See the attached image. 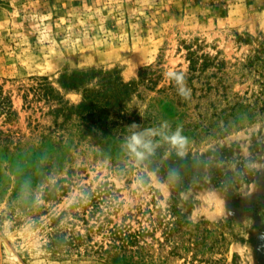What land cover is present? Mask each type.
I'll return each mask as SVG.
<instances>
[{"label":"rangeland","instance_id":"rangeland-1","mask_svg":"<svg viewBox=\"0 0 264 264\" xmlns=\"http://www.w3.org/2000/svg\"><path fill=\"white\" fill-rule=\"evenodd\" d=\"M74 72L134 81L121 133ZM0 98V264H264V0H0ZM178 126L186 177L127 147Z\"/></svg>","mask_w":264,"mask_h":264},{"label":"trees","instance_id":"trees-1","mask_svg":"<svg viewBox=\"0 0 264 264\" xmlns=\"http://www.w3.org/2000/svg\"><path fill=\"white\" fill-rule=\"evenodd\" d=\"M88 72H74L70 75V80H61L60 84L66 88H76L81 90V101L77 105H71L67 112L75 111L77 114L84 118H88L94 123H100L103 128L112 129L115 132L121 133V129L125 125L127 114L122 102L124 96L133 88L134 81L124 82L117 78L110 79L102 75L94 85L85 84L87 79L90 78ZM47 87V86H46ZM45 87V88H46ZM49 88V87H47ZM52 93V88L48 90ZM9 109V105L0 98V110ZM67 109V108H66ZM219 148L215 153L222 151ZM202 156V155H201ZM162 168L158 172L166 171L167 174L175 172L177 175L186 177V170L192 168L201 169L202 165H196V159L189 156H173L161 162ZM197 172L188 176V178H196ZM229 172L225 173L223 178H219L222 185H230L232 183L229 178ZM195 175V176H194Z\"/></svg>","mask_w":264,"mask_h":264},{"label":"clouds","instance_id":"clouds-1","mask_svg":"<svg viewBox=\"0 0 264 264\" xmlns=\"http://www.w3.org/2000/svg\"><path fill=\"white\" fill-rule=\"evenodd\" d=\"M163 75L166 80L171 82L176 87L177 93L182 99L188 100L191 98L192 92L187 85L185 72L175 68H169L163 73ZM133 127H136V125L134 124ZM168 127L169 125L167 122L162 125V128L166 129ZM156 135H162L163 139L167 141L173 149H175L177 155H184L185 147L188 141L187 138L182 135V128L179 126L170 135H165L163 132L154 129L147 130L146 132H136L129 138L127 147L138 159H143L145 152L151 153L154 148L151 139L148 137Z\"/></svg>","mask_w":264,"mask_h":264}]
</instances>
